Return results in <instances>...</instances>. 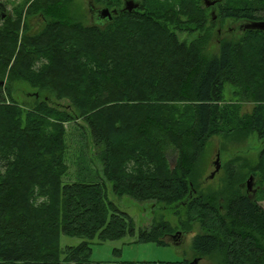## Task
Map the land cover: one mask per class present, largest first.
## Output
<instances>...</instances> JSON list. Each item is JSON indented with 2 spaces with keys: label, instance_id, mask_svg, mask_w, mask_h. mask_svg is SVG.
<instances>
[{
  "label": "trees",
  "instance_id": "obj_1",
  "mask_svg": "<svg viewBox=\"0 0 264 264\" xmlns=\"http://www.w3.org/2000/svg\"><path fill=\"white\" fill-rule=\"evenodd\" d=\"M97 2L115 10L110 20L76 21L73 0H24L14 18H0V264L191 263L90 260L88 241L134 236L135 228L107 200L103 181L63 179L66 128L80 127L79 120L100 149L98 172L115 195L172 206L185 233L198 224L202 232L191 241L198 261L264 264V193L253 198L231 182L206 193L195 177L213 136L252 133L264 148V33L245 28L264 23V0H216L212 7L138 0L130 12L122 0ZM26 16L41 18L36 32ZM225 20L240 23L241 36L206 54L215 22ZM177 33L194 37L185 42ZM19 81L36 89L30 109L12 95ZM227 85L237 102L254 103L249 113L224 102ZM51 97L67 101L66 110L50 106ZM171 233L159 221L139 230L136 242L164 246ZM60 235L84 240L61 248Z\"/></svg>",
  "mask_w": 264,
  "mask_h": 264
},
{
  "label": "rangeland",
  "instance_id": "obj_2",
  "mask_svg": "<svg viewBox=\"0 0 264 264\" xmlns=\"http://www.w3.org/2000/svg\"><path fill=\"white\" fill-rule=\"evenodd\" d=\"M23 1L0 0V3L5 7L7 16L14 18L16 12L23 7ZM97 1L73 0L71 13L74 12L76 21L85 25L98 24L92 20V14L89 10L92 7L95 9L104 8ZM122 1L121 7L124 8L125 2L129 0ZM138 3V0H135V4ZM27 19L26 16V28L28 27L31 33L36 32L42 22L41 18L38 19L34 16L29 20ZM240 25V23L232 20L215 22L213 36L206 46V54L216 52L221 40H237L242 34ZM177 37L179 40L189 42L194 35L187 36L177 33ZM5 81L6 78L0 83L1 90ZM233 90L228 85L225 87L224 102L238 104L241 113H249L254 103L237 102L236 97L234 98L235 95L233 96ZM34 92H36V89L31 88L25 82L19 81L13 87L12 95L18 104L26 109H30L35 104V98L32 96ZM52 102L59 109L66 110L67 101H58L54 97H51L48 104L55 107ZM77 124L80 127L76 128L74 124H70L66 128L67 133L70 135L68 141L69 151L66 154V163L69 170L63 179L66 182L78 179L87 180L92 175L94 176V182L101 183L103 181L107 187V200L112 202L121 212L127 214L132 219L135 228L134 236H125L118 240L105 242H98L96 239L87 240L91 247L90 260L92 262H177L187 259L192 262L196 259L191 249V241L195 234L202 232L198 224L192 223L189 226L190 231L185 233L183 226L179 225L178 216L172 213V206H166L163 203L154 204L151 201L138 202L128 196L115 195L112 191V183L105 181L102 173L98 172L100 161L99 147L92 144L86 124L81 120ZM263 149V145L258 140L257 135L252 133L246 136L230 134L211 137L207 140L205 148L195 166V177L201 190L206 193H213L219 189L223 191L231 182L233 183V187L239 188L242 194L248 193L253 198L259 193L263 194L264 180L260 182V177L258 176V172H264ZM175 156V153H171L167 158L170 170L176 167ZM216 161L220 164L219 171L215 173L213 178H210L209 176L215 168L213 163ZM257 167L258 169H256ZM242 178L244 179L240 181ZM247 185H249V192H247ZM259 203L264 207V201H260ZM159 221H165L171 227V237H165L164 239L168 243L167 245H158L154 242H136L139 230H148L153 223ZM83 240L82 238L60 235L59 242L61 248H65L67 246H76ZM197 264H218V259L216 257L201 258Z\"/></svg>",
  "mask_w": 264,
  "mask_h": 264
},
{
  "label": "water",
  "instance_id": "obj_3",
  "mask_svg": "<svg viewBox=\"0 0 264 264\" xmlns=\"http://www.w3.org/2000/svg\"><path fill=\"white\" fill-rule=\"evenodd\" d=\"M202 2L205 7H212L215 5L216 0H202ZM137 7L138 4H135L133 1L129 0L125 2L123 10L130 12L136 9ZM100 13L102 19L104 18H106L107 20L111 19V12L109 11L108 8H103ZM211 15H212V19L214 20L215 19L214 13L212 12ZM4 16H5V7L0 3V18L2 19ZM245 28L262 31L264 33V23H253L252 25H248ZM217 160H218V156H217ZM213 164L215 168L214 171L210 174L209 176L210 178H213L215 173L218 172L220 168V164L218 161L214 162ZM247 192H249V185H247ZM197 262L198 259H194L190 264H197Z\"/></svg>",
  "mask_w": 264,
  "mask_h": 264
},
{
  "label": "flooded vegetation",
  "instance_id": "obj_4",
  "mask_svg": "<svg viewBox=\"0 0 264 264\" xmlns=\"http://www.w3.org/2000/svg\"><path fill=\"white\" fill-rule=\"evenodd\" d=\"M89 10H90V13L92 14V20H94L95 22L103 23L104 21L107 20L106 18H104V19L101 18V13L100 12H101L102 9H95L94 7H92ZM109 11L111 12V15L115 14V10L114 9H109Z\"/></svg>",
  "mask_w": 264,
  "mask_h": 264
}]
</instances>
